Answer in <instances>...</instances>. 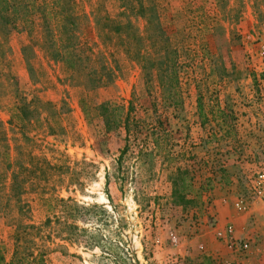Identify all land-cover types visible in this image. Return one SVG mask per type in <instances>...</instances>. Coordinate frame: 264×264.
I'll return each mask as SVG.
<instances>
[{"label": "rangeland", "instance_id": "374dc122", "mask_svg": "<svg viewBox=\"0 0 264 264\" xmlns=\"http://www.w3.org/2000/svg\"><path fill=\"white\" fill-rule=\"evenodd\" d=\"M23 1L0 28L5 260L20 225L47 264H264L247 259L264 234V0H75L59 51L42 16L62 19Z\"/></svg>", "mask_w": 264, "mask_h": 264}, {"label": "trees", "instance_id": "16d2710c", "mask_svg": "<svg viewBox=\"0 0 264 264\" xmlns=\"http://www.w3.org/2000/svg\"><path fill=\"white\" fill-rule=\"evenodd\" d=\"M28 3V2H27ZM27 3L23 0H0V28L2 30H6L8 27V23L10 22V14L9 12H16L19 11L20 8L26 7ZM26 5V6H25ZM75 5V0H42L39 5H36V9L39 10H44L47 9L48 12L47 14L55 15V17H60L62 21L55 22L54 26L52 24H49L46 21L45 14L42 16V21L44 23V27L47 31L51 32L52 34V45H53V51H59L62 49H69L72 46V32L69 27V20L68 17L71 15L77 16L76 13H74V6ZM107 16L103 17V22L106 21ZM117 27V26H116ZM117 30L120 29V27L116 28ZM55 49V50H54ZM80 54V53H79ZM78 54V55H79ZM77 59L80 60V57L77 56ZM67 62H70L67 60ZM92 72V71H91ZM93 72H95L93 70ZM100 78L96 82H99ZM101 109V115L103 116V119L105 121L106 127L109 129L111 125L113 126H118L120 123L119 118H111L108 114L114 112V110L108 107L107 103L103 102L100 105ZM200 110V106H199ZM49 164V163H47ZM37 165V164H36ZM39 167V166H38ZM28 168H21L22 172L27 171ZM36 170L40 171L39 169L34 168L32 170L29 169L26 174H29V172L35 173ZM43 173V171H41ZM20 172H13L11 175V187H10V196H19L21 195L25 189H23V185L25 182H27V176L26 174H23L21 178L19 179ZM22 174V173H21ZM184 172L181 174V172L177 171L176 174V180L174 182L175 187L178 182L179 184V189L174 190L175 193L178 191L181 192L184 190L185 182H184ZM23 184V185H22ZM19 190V191H18ZM16 191L17 194H16ZM173 191V192H174ZM41 195V194H39ZM15 196V197H16ZM183 194H180V197H182ZM45 201H52L55 202L54 204L57 205L61 212L67 213L68 210H78L79 207L75 205L73 202H70L61 198H56V197H46ZM67 228L73 229V225H67ZM26 228H30V226H23L20 227V225H17L16 228L14 229V232L11 234V239L13 241V250H12V255L9 261L5 260L4 254L1 251L0 247V264H47L46 258H45V253L38 247L36 244L31 240H28L32 245H30L27 240H24V236L26 234Z\"/></svg>", "mask_w": 264, "mask_h": 264}, {"label": "crops", "instance_id": "0c3cea01", "mask_svg": "<svg viewBox=\"0 0 264 264\" xmlns=\"http://www.w3.org/2000/svg\"><path fill=\"white\" fill-rule=\"evenodd\" d=\"M248 10H249V13H250V8L248 7ZM259 81H262L261 82V88L262 87H264V79H261V80H259ZM260 85V84H259ZM226 192V190L224 189L223 191H222V193H225ZM236 199V198H235ZM221 200V205H223L224 203H226V201H225V199L224 198H222V199H220ZM220 202V201H219ZM253 211H255V210H253ZM244 213H248V212H244ZM250 213V212H249ZM241 217H244V218H246V216H243V215H240L239 213L238 214H236L235 216H232L231 217V220L230 221H232L233 222V226H234V229H235V235L237 236V237H244L245 235L243 234V229H242V225L244 224V220H247V219H243L242 221H241ZM260 218V216L259 217H257V219H259ZM250 220L248 219V222H249ZM250 223V222H249ZM236 227V228H235ZM250 228H251V226H250ZM249 230V229H248ZM250 232H251V238H252V240L254 241V242H261V243H259V247H255V248H253L250 252H248V253H250V255H248L247 254V259H251V258H253L254 259V261L255 262H264V234H262V232H260V234L258 235V234H256V233H253L252 232V229L250 230ZM261 245V246H260ZM245 259V258H244ZM243 262H246V260H243ZM246 263H248V262H246ZM248 264H251V262L250 263H248Z\"/></svg>", "mask_w": 264, "mask_h": 264}, {"label": "built area", "instance_id": "2783aa9c", "mask_svg": "<svg viewBox=\"0 0 264 264\" xmlns=\"http://www.w3.org/2000/svg\"><path fill=\"white\" fill-rule=\"evenodd\" d=\"M259 178H260L261 182L259 183V185H258V187H257V189H256V194L261 195V194H264V184H262V182H264V181H262V180H264V174H261V175L259 176ZM236 207H237L238 209H245L244 202H243L241 199L238 200V201L236 202ZM232 232H233V230H232V228L230 227V228L228 229L227 234L229 235L230 239L233 240V243H235V241H234L235 238H234V237L232 238Z\"/></svg>", "mask_w": 264, "mask_h": 264}]
</instances>
